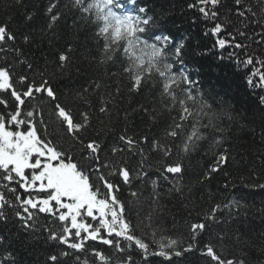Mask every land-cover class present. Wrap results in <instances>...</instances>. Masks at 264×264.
<instances>
[{
    "label": "snow or ice",
    "instance_id": "1",
    "mask_svg": "<svg viewBox=\"0 0 264 264\" xmlns=\"http://www.w3.org/2000/svg\"><path fill=\"white\" fill-rule=\"evenodd\" d=\"M22 4L15 0L11 7ZM137 5L138 0H48L44 12L45 28L53 33L66 11L75 13L74 26L79 22L93 32L98 65H120L128 93L149 92L148 106L139 105L149 134L129 135L125 127L109 145L85 133L94 112L104 118L101 123L111 121L120 85L111 87L98 77L71 94L73 103H62L47 64L38 68L25 51L33 36L13 31L11 19L0 22V223L7 224L11 215L26 232L46 234L58 246L46 264H69V258L75 264H137V257L139 264H156V258L172 264L173 257L194 249L208 264H247L245 249L253 245L239 236L240 255H225L219 234L218 245L197 249L196 244L209 222H220L225 210L233 215L239 200L212 205L201 222L190 225L187 245L164 235L157 223L162 184L181 195L186 189V158L209 148L212 161L200 183L230 163L223 121L234 117L219 93L203 91L182 67L184 42L157 28L148 7ZM188 7L212 24L220 49L239 50L230 57L246 70V85L264 91V0H196ZM23 20L30 23L33 14L25 12ZM71 51L68 47L57 56L61 74L71 63ZM259 102L264 104V96ZM151 126L159 131L152 133ZM131 157L135 166H129ZM145 188H150L147 196ZM122 190H129L127 198ZM4 243L0 236V264H16Z\"/></svg>",
    "mask_w": 264,
    "mask_h": 264
},
{
    "label": "trees",
    "instance_id": "2",
    "mask_svg": "<svg viewBox=\"0 0 264 264\" xmlns=\"http://www.w3.org/2000/svg\"><path fill=\"white\" fill-rule=\"evenodd\" d=\"M195 2L196 0H138L137 6H147L149 15L157 20V28L164 29L175 40L184 42L182 67L187 69L191 78L199 81L203 91L219 93L217 98L222 97L226 106L231 108L233 121H223L227 141L224 148L228 149L231 159L210 180L200 183L203 172L212 161V156L207 154L209 148L206 146L202 151L186 158L183 180L186 189L181 195L169 191L171 185L167 182L162 184L157 223L164 235L179 239L187 245L191 242L190 225L201 222L212 205L230 203L231 199L239 200L241 206L232 209L233 215L229 216L228 210H225L224 215L219 216L220 222L208 223L206 231L198 236L197 249L209 242L218 245L216 237L219 234L224 237L225 255L229 252L240 255V249L244 245L236 242V237L239 236L241 241L253 245L245 249L247 264H264V253L260 251L264 246V188L259 187L264 185V104L259 102L264 91L246 85V70L236 63L235 56L230 57L231 52L239 53V50L218 47L217 37L210 32L212 24L197 9L188 7ZM14 3L15 0H0V22L11 19L13 31L33 36L34 42L25 51L38 68L47 64L53 87L62 103H73L71 94L98 77L111 87L120 85V96L116 99L118 107L114 109L111 121L101 123L104 118L98 111L94 112L93 124L85 133L86 137L99 139L103 144L109 145L125 127L129 135L149 134L148 117L139 110L141 104L148 106L149 92L145 90L142 95L128 93L127 81L120 65H98L93 59L98 53L90 26L79 22L74 26L76 14L66 11L56 25L55 32H49L45 28L47 21L44 15L48 0H23L22 6L13 8L11 5ZM128 7L132 10L133 6ZM227 7H231L230 2ZM223 10L222 8L221 11ZM25 12L33 14L30 23L23 20ZM228 30L231 31V28ZM68 47L72 50L71 63L61 74L56 68L57 56ZM17 71H22L19 65ZM53 72L56 73L54 76L51 75ZM225 84L230 87H223ZM93 102L95 103L94 97ZM47 111L51 113V107ZM151 131L157 133L159 129L151 126ZM154 159H158L155 154ZM135 163L136 157H131L129 166H135ZM225 185L228 187L225 188ZM187 188L191 191H187ZM149 192L150 188H145V196ZM121 195L127 198L129 190H122ZM147 210L145 206V211ZM0 236L5 237L4 247L14 254L16 264H46L47 256L58 250V246L47 241L46 234L26 232L11 215L7 224L0 223ZM93 246L100 247L111 255L104 246ZM88 259L91 261L93 257L88 256ZM69 264L75 262L69 258ZM156 264H160V258H156ZM172 264H208V260L199 250L194 249L180 257H173Z\"/></svg>",
    "mask_w": 264,
    "mask_h": 264
}]
</instances>
